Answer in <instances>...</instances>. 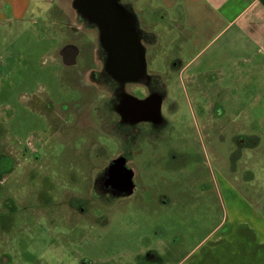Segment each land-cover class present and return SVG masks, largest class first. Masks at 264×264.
Here are the masks:
<instances>
[{"label": "rangeland", "instance_id": "rangeland-1", "mask_svg": "<svg viewBox=\"0 0 264 264\" xmlns=\"http://www.w3.org/2000/svg\"><path fill=\"white\" fill-rule=\"evenodd\" d=\"M184 1L119 0L160 87L151 125L123 118L121 89L141 94L109 85L75 0H0V264H264V95L195 76Z\"/></svg>", "mask_w": 264, "mask_h": 264}, {"label": "crops", "instance_id": "crops-1", "mask_svg": "<svg viewBox=\"0 0 264 264\" xmlns=\"http://www.w3.org/2000/svg\"><path fill=\"white\" fill-rule=\"evenodd\" d=\"M183 3L188 13L184 19L190 22V38H184L183 31L180 44L202 46L201 51L209 52L207 69L195 76H211L224 85H248L253 80L254 98L263 99L264 0H185ZM2 24L0 13V27ZM2 60L0 58V82ZM239 93L245 92L239 90ZM260 243L263 245L262 241Z\"/></svg>", "mask_w": 264, "mask_h": 264}, {"label": "water", "instance_id": "water-1", "mask_svg": "<svg viewBox=\"0 0 264 264\" xmlns=\"http://www.w3.org/2000/svg\"><path fill=\"white\" fill-rule=\"evenodd\" d=\"M74 4L79 14L99 28L101 44L107 52L108 74L123 84L146 82L145 50L133 22L119 0H75ZM74 58L75 54H70L67 59L73 62ZM161 103L159 101L156 113L158 119L161 118ZM121 114L129 120L126 105Z\"/></svg>", "mask_w": 264, "mask_h": 264}, {"label": "flooded vegetation", "instance_id": "flooded-vegetation-1", "mask_svg": "<svg viewBox=\"0 0 264 264\" xmlns=\"http://www.w3.org/2000/svg\"><path fill=\"white\" fill-rule=\"evenodd\" d=\"M131 4L132 3H127L126 10L130 11V19L132 20L134 27L136 28V31L139 34L140 38L142 37V39L144 40L145 36L144 34L141 33V29L139 27V20L135 16V13L133 11V7ZM122 5L124 4L122 3ZM70 52H71L70 49L69 50L67 49V51L65 52L67 58L70 57V54H71ZM101 55L102 56L104 55L105 58L99 62L98 66H100L101 64L102 70H103V67L106 68L107 54L104 50H101ZM100 73H101V77L98 76V78L100 77V79H102L103 76L105 75H103L102 71ZM108 82H109V85H112L113 88H116L115 90L116 92L119 91V88L121 86L119 81L111 78ZM156 83L157 82L151 81V79H149L148 82H143V83L128 82L127 84H125L126 86L134 85L135 89L139 90V94H141V96L134 95L133 93H130V91H127V94H125L124 90L122 92V89H121L120 91L121 100L119 104H117V106L118 108H121V110H123V107H125V105L127 106V112L129 114L128 119L130 123L136 122V124H139V122L141 123V121H143V122H150L151 125H155L156 122L160 120V118L159 119L157 118L156 113L158 111L159 101L162 102V99H161L162 97L160 96V87ZM85 105L86 103H84L82 107H84ZM70 112L75 113V109L74 111H70ZM80 112L81 110L78 111V114H80ZM53 115H55V112L53 113ZM131 125H134V124H131Z\"/></svg>", "mask_w": 264, "mask_h": 264}]
</instances>
